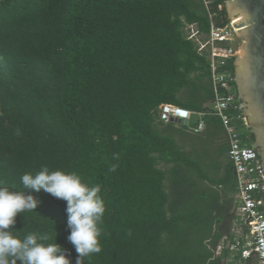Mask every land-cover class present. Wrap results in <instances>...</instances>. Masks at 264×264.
<instances>
[{
  "label": "trees",
  "instance_id": "trees-1",
  "mask_svg": "<svg viewBox=\"0 0 264 264\" xmlns=\"http://www.w3.org/2000/svg\"><path fill=\"white\" fill-rule=\"evenodd\" d=\"M211 21L229 22L223 0H0V186L25 191L20 177L43 166L100 186L101 251L84 264L252 263L230 249L248 229H233L236 178L210 107L209 51L186 32L192 24L206 41ZM225 68L233 74V60ZM161 103L202 115L163 122ZM29 193L37 208L12 231L48 234L75 264L66 202Z\"/></svg>",
  "mask_w": 264,
  "mask_h": 264
},
{
  "label": "built area",
  "instance_id": "built-area-1",
  "mask_svg": "<svg viewBox=\"0 0 264 264\" xmlns=\"http://www.w3.org/2000/svg\"><path fill=\"white\" fill-rule=\"evenodd\" d=\"M186 32L187 37L198 44L199 51L206 47L209 51L214 92V101L210 107L220 118L226 131L229 143L228 157L236 178L237 204L233 229L238 236L243 234L244 227L248 229L241 241L234 239L230 249L240 254L242 259L250 258L251 264H264V181L260 172L261 161L251 144L245 142L241 129L233 123L234 114L231 111L241 110L242 105L233 93V74L225 68L227 61L235 58L240 46L239 37L230 21L223 26H216L211 21L206 41L200 39L192 24L186 26ZM193 114L202 115L170 103H161L158 106V119L163 122H173V119L178 118L186 120L188 124ZM241 118L245 125L243 116ZM202 127L203 122L200 120L193 126V130L199 132Z\"/></svg>",
  "mask_w": 264,
  "mask_h": 264
},
{
  "label": "clouds",
  "instance_id": "clouds-1",
  "mask_svg": "<svg viewBox=\"0 0 264 264\" xmlns=\"http://www.w3.org/2000/svg\"><path fill=\"white\" fill-rule=\"evenodd\" d=\"M115 171V166L112 167ZM25 191L0 186V264H72L67 250L58 243H49L48 234L29 233L21 237L12 229L18 214L33 212L39 200L26 190H43L66 202L67 241L76 252L75 264L101 251L100 223L105 213V201L100 186H90L75 172L52 170L43 166L35 174L20 177Z\"/></svg>",
  "mask_w": 264,
  "mask_h": 264
},
{
  "label": "water",
  "instance_id": "water-1",
  "mask_svg": "<svg viewBox=\"0 0 264 264\" xmlns=\"http://www.w3.org/2000/svg\"><path fill=\"white\" fill-rule=\"evenodd\" d=\"M240 46L233 59V81L251 146L260 158L264 181V0H223ZM186 124V120L173 119Z\"/></svg>",
  "mask_w": 264,
  "mask_h": 264
},
{
  "label": "crops",
  "instance_id": "crops-1",
  "mask_svg": "<svg viewBox=\"0 0 264 264\" xmlns=\"http://www.w3.org/2000/svg\"><path fill=\"white\" fill-rule=\"evenodd\" d=\"M222 245H223V243H222V244H220V246H218V248H219V247L221 248V247H222ZM220 248H219V249H220Z\"/></svg>",
  "mask_w": 264,
  "mask_h": 264
},
{
  "label": "rangeland",
  "instance_id": "rangeland-1",
  "mask_svg": "<svg viewBox=\"0 0 264 264\" xmlns=\"http://www.w3.org/2000/svg\"><path fill=\"white\" fill-rule=\"evenodd\" d=\"M223 242H221V244H222Z\"/></svg>",
  "mask_w": 264,
  "mask_h": 264
}]
</instances>
